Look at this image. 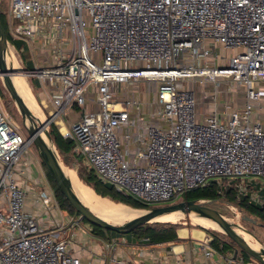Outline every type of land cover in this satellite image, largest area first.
<instances>
[{
  "label": "built area",
  "instance_id": "obj_1",
  "mask_svg": "<svg viewBox=\"0 0 264 264\" xmlns=\"http://www.w3.org/2000/svg\"><path fill=\"white\" fill-rule=\"evenodd\" d=\"M10 17L17 21L8 31L18 50L32 44L43 53L44 65L29 73L49 86L50 123L74 142L75 155L102 183L148 206L212 178L264 179V126L254 118L264 98L258 87L264 82V0H11ZM206 40L237 51L226 65L216 63ZM99 51L96 61L90 52ZM182 59L187 62H177ZM142 79L156 84L152 99L121 90ZM185 80H230L245 87L244 104L198 121L195 93L182 86ZM74 109L79 118L67 129L64 119ZM30 144L0 110V264H81L71 244L82 218L51 220L52 192L25 178L28 164L21 157ZM29 197L41 213L25 208ZM101 240L107 264H137L133 246L140 258L144 244L166 247L139 238ZM211 241L196 244L202 264H243L232 252L214 262Z\"/></svg>",
  "mask_w": 264,
  "mask_h": 264
},
{
  "label": "rangeland",
  "instance_id": "obj_2",
  "mask_svg": "<svg viewBox=\"0 0 264 264\" xmlns=\"http://www.w3.org/2000/svg\"><path fill=\"white\" fill-rule=\"evenodd\" d=\"M10 2L11 0H0V12L6 24V28L9 31L11 28H14L17 22L11 17L9 19ZM83 15H86L85 11H83ZM86 20L88 25L85 30V35L87 39H89L91 35V20L89 17H86ZM215 50L216 51H214V53L212 54L214 55L222 54L223 57L227 56L226 57L227 59H223V58L220 59L222 65H226V63L228 62V58L230 57L229 55H232L234 53V51L229 52V50L222 49L220 47L219 48L217 47ZM101 54L102 53L100 51L90 52V56L96 61L101 60L102 58ZM13 57L17 59V62L19 64L20 67L19 73H24V77L30 87L31 95L34 103L39 108V110L43 109L45 111V116L43 115L42 111L41 113L43 115V118L36 116L32 112L31 113L35 117L40 118L42 122H44V120L49 118V114L47 113L48 109H54V106L52 105L51 101L47 98L45 93V91L48 92L49 86L47 83L39 80L35 76H32L29 73V69H27V68L33 69L35 66L44 65L45 62H43L44 59H42L43 53L38 48V46L34 48L32 44L30 45V48L24 51H19L14 47H12L11 44H8L6 56H5V64L6 67L9 69V71H11V68L13 69L11 63L12 62L11 59ZM177 62L185 63L187 62V60L182 59V60H177ZM217 62L218 60H216V63ZM134 66H137V63L131 64V67ZM2 78L3 77L0 75V110L2 112V115L5 121L11 127H13L16 131H18L25 139H28L29 134L27 129L30 126V123L27 122L26 119L23 121L22 116L17 106L15 105L14 100L10 97L8 91L6 90L3 84ZM182 86L191 88L194 91L196 98V107L200 108V111L202 112L205 113L210 112L209 114H211L212 112H217L221 116L227 115V113L230 112V110L233 107L237 108L242 106L244 102L243 98L245 99L244 97L245 87L242 85L240 86L238 84H235L230 80H225L218 83L215 82L200 83L199 81H195L193 84H190L189 82H187V80H185L182 82ZM124 88L128 89V92L130 93H136L143 100L152 99L157 90V86L155 83H147L143 79L139 83H128L122 85L121 90H123ZM236 95L239 96L240 98L238 97L235 98L234 96ZM34 97H36L37 102L35 101ZM41 99L46 100L48 104V109H45L41 105L40 103ZM70 114L67 115V117L64 119V125H68L67 121L71 123L75 121V119H77V117L76 118L72 117L73 114L71 115ZM75 116H77V114ZM51 123L55 124L58 127L56 123L54 122ZM34 125L38 126L37 120H35ZM49 125L50 123L48 124V126H46L47 131L49 130ZM67 127L70 128L69 125ZM43 134L46 137L44 131ZM52 145L58 156L59 162L62 165L70 168L75 173L77 179L83 182L82 180H80L75 167L81 164L82 167L84 168V171H86L85 173H88L87 172L88 168L83 163V158L81 156L75 155L72 149L74 142L72 140L70 142L71 148L69 151V155L71 157L69 159L68 164L63 163V160L60 154L58 153L53 142ZM21 158H22V163L27 162V164H29L26 172L32 173L35 171L37 174H39L41 180L45 182V186L48 187V189L52 192V196L55 200L54 203L56 206L55 208H57L59 214L63 215L62 219L65 220V219H69L70 217H72L73 219L79 218L80 215L75 210H70V207L67 206L65 200H63L61 197L57 198L54 195L52 186L45 174V169L40 162V159L37 154V150L32 142ZM73 164H74V168H73ZM207 194L213 195V197L207 198V200L215 199L210 204V206L216 209L232 225L234 229L237 227L243 229L259 243L261 248H264V179L259 175H250L244 178H228V179H222L221 177L212 178L208 181L206 185L193 189L189 191L186 195L181 194L178 198L172 199L168 202L159 203V204H149L148 206L149 207L164 206L185 199H196L199 196H206ZM105 198L109 199L107 197ZM109 200L113 203L118 204V202H114L111 199ZM205 200L206 199H201L200 201L204 202ZM139 210L144 211L145 209H139ZM49 215L53 216V213L50 212ZM177 223L181 224L180 225L181 227L178 230L184 228L197 229V227L200 226L198 224L192 223L189 215H185V218H183ZM80 224L83 226L84 224L88 225L89 223L85 219H82ZM89 226L93 227V225L91 224H89ZM201 227L215 234L216 241L215 243L211 244L210 247L213 250H215L216 252L215 255L217 258L227 256L230 252H233L234 249H237L236 256L238 259L243 261V264H247L253 259V257H251L249 254H247L245 251L239 248L234 242H232V240L227 235H225L221 231L213 228H206L203 226ZM96 231L102 233V235L104 236H110V237H115L118 240H129V241H132L135 234L138 233L137 231L132 230L126 234H115L111 230L103 229L100 227L97 228ZM235 231L237 230L235 229ZM206 234L212 235L209 233Z\"/></svg>",
  "mask_w": 264,
  "mask_h": 264
},
{
  "label": "water",
  "instance_id": "obj_3",
  "mask_svg": "<svg viewBox=\"0 0 264 264\" xmlns=\"http://www.w3.org/2000/svg\"><path fill=\"white\" fill-rule=\"evenodd\" d=\"M7 45L8 42L6 33L0 18V75L3 77V84L10 97L14 100L23 121L26 118L29 120L30 126L27 129L29 134L28 139H30L34 144L40 162L50 174L61 194L72 205L74 210L80 215L81 218L85 219L91 225L108 229L118 234H126L137 228L139 225L148 222H154L153 219L155 217L161 216L163 214L178 211L185 215H189L190 212L194 211L199 215L206 216L217 222L222 229L221 232L227 235L232 240V242H234L239 248L253 257V259L258 261L260 264H264V248H260L258 250L253 249L216 209L210 207L209 204H211L215 199L205 200L204 202L196 199H185L164 206L151 207L146 209L137 217L127 220L122 224L110 222L91 211V209H89L80 201L73 191L71 185L66 180L61 168V163L58 160V156L46 129V126H48L50 123V119L48 118L42 122L40 118L35 117L28 109L24 100L14 86L10 77L12 72L9 71L5 64ZM35 120H37L38 126L34 125ZM41 131H44L47 137L46 140L39 135ZM233 254L234 256L237 254V249H234Z\"/></svg>",
  "mask_w": 264,
  "mask_h": 264
},
{
  "label": "crops",
  "instance_id": "obj_4",
  "mask_svg": "<svg viewBox=\"0 0 264 264\" xmlns=\"http://www.w3.org/2000/svg\"><path fill=\"white\" fill-rule=\"evenodd\" d=\"M204 47L205 48L207 47L211 50L210 53H211V55L216 57L215 60L220 61L221 58L227 59L226 58L227 56L223 57L222 54H219V55L218 54H215V55L212 54V53H214V51H216L215 49L217 47L224 49L222 46L214 44L210 40H206L204 43ZM226 50H229V52L237 51L236 49H226ZM232 55H229V56H232ZM190 84H193V83H190ZM258 87L260 89L264 90V82H260L258 84ZM45 93H46L47 98L50 100L48 92L45 91ZM234 97L240 98L237 95ZM34 98H35V101L37 102L36 97H34ZM243 100L245 101L244 98H243ZM40 103L45 109H48V104H47L45 99H41ZM243 104H244V102H243ZM240 107H237V108L233 107L230 110V112L233 110L239 109ZM48 110H50V109H48ZM41 111H42L43 115L45 116V111L43 109ZM75 111L71 110L67 115H69L71 113V114H73L72 115L73 118L77 117V119H78L79 113H78L77 109ZM47 113H48V111H47ZM209 113L210 112H207V113L202 112V111H200V108H197L196 115H197L198 121H203L204 118L207 115H209ZM76 114H77V116H75ZM254 118L258 119L264 126V98H262L259 101L258 107L254 111ZM77 119H75V120H77ZM71 123L67 121V124L69 126L71 125ZM63 124H64V122H63ZM68 125H65V128L68 129L69 128V127H67ZM27 168H28V166H26V168L24 169L25 170V178L27 180L33 182V183L37 182L36 185L39 184V187L41 186V188H44L43 186H45V182L43 180H41L40 175L37 174L35 171L32 173L26 172ZM21 181H22L21 179L18 180V182H21ZM31 202H32V198L31 197L27 198L25 208L28 211H34V213L35 212L41 213L42 208L40 206L33 205ZM50 212L53 213V216H50L51 220H55V221L57 220L59 222L65 221L64 219H62L63 215L58 213L57 208L51 207ZM46 224H47V222H46ZM184 229L186 230V234L184 236H181L178 233V238H179L178 240L162 242V243H164V245L166 247H154L151 244H144L142 246V248L145 251V253L141 258L136 253L137 248L135 246H133L131 248V254L133 256V260L137 264H158L159 260L158 261H154V260L165 258V259H167L166 261H168L169 264H173L174 263L173 259L175 260V258L178 257L179 259L184 260L187 264H202L204 261V258H203V255L199 251L196 250V244L198 243V240H201L205 237H208V235L205 233V231H202L199 229H194V228L193 229L184 228ZM103 237L107 238V236H103ZM101 238H102L101 236H98V237L95 236V234L93 233V230L90 231V228H88L87 225H85V224L83 226L81 224L78 225V228L76 229L75 235H74V244H71V249L73 250L74 255H76L80 258L81 264H107V261L105 260L106 259L105 253L107 254V250H105V247L102 243ZM134 238H135V236H134ZM134 238L132 239V241L134 240ZM119 241L132 242L129 240H119ZM227 257H229V256L227 255ZM216 259H218V258L216 257V255H214L212 257V260L215 262ZM218 262H219V264H226V262H224L223 260L218 261Z\"/></svg>",
  "mask_w": 264,
  "mask_h": 264
},
{
  "label": "bare ground",
  "instance_id": "obj_5",
  "mask_svg": "<svg viewBox=\"0 0 264 264\" xmlns=\"http://www.w3.org/2000/svg\"><path fill=\"white\" fill-rule=\"evenodd\" d=\"M12 66L11 68V80L16 87L18 93L24 100L25 104L27 105L28 109L35 114L36 116H39L40 118H43V115L41 113V110L36 106V104L33 101L30 87L24 77V73H19L20 67L17 62V59L13 57L12 59ZM32 70V69H29ZM27 122L29 120L26 118ZM65 129L62 128V131ZM65 132V131H64ZM41 137H43L46 140V137L44 136L43 132L41 131L39 133ZM62 171L66 177L67 182L71 185L73 191L77 195V197L80 199V201L85 204L91 211H93L95 214L99 215L100 217L113 222V223H123L127 220L133 219L137 217L138 215L142 214L144 211L132 208L130 206H127L122 203H113L109 199H106L104 197H101L97 195L89 186L84 184L83 182L79 181L75 175V173L68 168L67 166H64L61 164ZM189 216L191 218V222L194 224H198L200 226L206 227V228H213L216 230L221 231V227L218 225L217 222L214 220L199 215L198 213L192 211L189 213ZM185 218V214L181 212H171L166 213L161 216L155 217L153 221H159V222H179ZM228 219V218H227ZM237 233L244 238V240L255 250H258L261 248L259 243L246 231L243 229L237 227L235 228ZM179 235L184 236L186 234L185 229H180L178 231Z\"/></svg>",
  "mask_w": 264,
  "mask_h": 264
},
{
  "label": "trees",
  "instance_id": "obj_6",
  "mask_svg": "<svg viewBox=\"0 0 264 264\" xmlns=\"http://www.w3.org/2000/svg\"><path fill=\"white\" fill-rule=\"evenodd\" d=\"M0 18H1L2 26H3L5 33H6L7 40L10 42L11 45H13L15 47V49L18 50L20 47V42L13 41L11 39V36L9 34V31H7L8 29L6 28V24L3 20L1 12H0ZM27 69H30V68H27ZM48 135H49L50 139L52 140L53 144L55 145L58 153L60 154V156L63 160V163L68 164L69 159L71 157L69 155V151L71 148V145H70L71 139L69 137H63L61 135V133L59 132L58 127L53 123H50V125H49ZM80 165L81 164H79V166L75 167L80 180H82L85 184L90 186V188L97 195L104 197V198L107 197V198L113 200L114 202L124 203V204L129 205V206L136 208V209H147V208H149L148 206L136 201L131 196L124 195V194L117 192L113 188L112 185L107 184V183H102L101 181H99L96 178V175L94 174V172L91 169H89L88 167H87L88 173H85L86 171H84V168L82 167V165L81 166ZM43 167H44V165H43ZM73 168H74V164H73ZM44 169H45V167H44ZM45 174L47 176L48 181L50 182V184L52 186L54 195L57 198L61 197L63 200H65L67 206L70 207V210H74L72 208V205L61 194V192L59 191L58 187L56 186V184L54 183V181L52 180L50 174L47 172L46 169H45ZM212 184H213V182H212ZM209 194H207L206 196H199L196 198V200H199V199H206L207 200V198L213 197V195H209ZM209 200H214V199H209ZM180 225L181 224H179L177 222L155 221L153 223H151V222L144 223V224L139 225L137 228L134 229V231L138 232L137 234H135V237L139 238L143 243H157V242L176 241L179 239L178 238V229L181 227ZM97 228H99V227L93 225V227H92L93 233L97 237L98 236L103 237L104 235H102V233H99L96 231ZM197 229L203 230V231H205V233L212 234V235H208V234L207 235L212 237V241L210 242V244L215 243L216 239H215V234L213 232H211L207 229H204L201 226L197 227ZM114 233L118 234L116 232H114Z\"/></svg>",
  "mask_w": 264,
  "mask_h": 264
},
{
  "label": "flooded vegetation",
  "instance_id": "obj_7",
  "mask_svg": "<svg viewBox=\"0 0 264 264\" xmlns=\"http://www.w3.org/2000/svg\"><path fill=\"white\" fill-rule=\"evenodd\" d=\"M209 206H210V204H209ZM211 207V206H210Z\"/></svg>",
  "mask_w": 264,
  "mask_h": 264
}]
</instances>
